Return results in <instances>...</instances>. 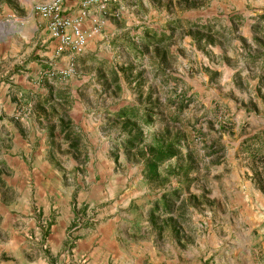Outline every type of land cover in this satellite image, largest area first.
Masks as SVG:
<instances>
[{"label": "rangeland", "instance_id": "obj_1", "mask_svg": "<svg viewBox=\"0 0 264 264\" xmlns=\"http://www.w3.org/2000/svg\"><path fill=\"white\" fill-rule=\"evenodd\" d=\"M41 1L0 0V85L37 70L0 102V264H264V0H111L78 55Z\"/></svg>", "mask_w": 264, "mask_h": 264}, {"label": "built area", "instance_id": "obj_2", "mask_svg": "<svg viewBox=\"0 0 264 264\" xmlns=\"http://www.w3.org/2000/svg\"><path fill=\"white\" fill-rule=\"evenodd\" d=\"M111 0H46L35 4L34 11L45 20L46 30L49 37L56 41V54L69 53L78 55L82 53L90 33L83 29L82 21L86 16L89 7L96 6L104 9ZM78 3L80 9L78 16L72 17L64 13L65 3ZM92 33L97 31L96 20ZM5 21L0 20V27ZM46 75L53 76L55 71L46 72Z\"/></svg>", "mask_w": 264, "mask_h": 264}, {"label": "crops", "instance_id": "obj_3", "mask_svg": "<svg viewBox=\"0 0 264 264\" xmlns=\"http://www.w3.org/2000/svg\"><path fill=\"white\" fill-rule=\"evenodd\" d=\"M67 4L68 3H65L64 13L70 15V11H69L70 8L67 7ZM28 29L30 31H33L37 29V26L36 24L33 23L29 26ZM15 32L17 33L18 38H20V36H22L23 34V31H21L20 27H17L13 31L10 29L5 30V28L0 27V54L2 53L3 50L5 51L4 53H2V56H0V61L2 59L4 60V63L0 64V71H3V67H5V72L4 73L0 72V75L7 76L6 74L8 70L12 71L11 69L14 66V64L19 62V60H15V58H13V54H8L6 52L7 51L6 48L2 47L3 44H6L9 41V37L11 36V34ZM10 52L13 53L14 51L10 50ZM63 62L64 60H61L55 66L60 68ZM23 70L25 71L19 70L20 74L9 75L7 79H5V82H2V84L0 85V102L6 101L5 99L9 101L10 96L17 95V94L21 95L23 92L31 90V89L34 90L37 87L36 86V81H37L36 65L32 66V64L31 65L28 64L26 65V67L23 68ZM5 103L2 106H5ZM2 106H0V109L2 108Z\"/></svg>", "mask_w": 264, "mask_h": 264}, {"label": "trees", "instance_id": "obj_4", "mask_svg": "<svg viewBox=\"0 0 264 264\" xmlns=\"http://www.w3.org/2000/svg\"><path fill=\"white\" fill-rule=\"evenodd\" d=\"M261 18H264V14L261 15ZM131 111H132V110H131ZM131 114H133V113H131ZM157 158H158V157H157ZM158 160H161V157H159Z\"/></svg>", "mask_w": 264, "mask_h": 264}]
</instances>
